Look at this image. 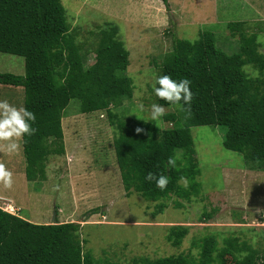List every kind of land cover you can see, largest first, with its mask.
Wrapping results in <instances>:
<instances>
[{
    "label": "trees",
    "instance_id": "16d2710c",
    "mask_svg": "<svg viewBox=\"0 0 264 264\" xmlns=\"http://www.w3.org/2000/svg\"><path fill=\"white\" fill-rule=\"evenodd\" d=\"M246 25V21L228 25L232 35L240 36L236 53L221 51L214 35L203 32L195 41L176 37L172 50L160 63L154 61L160 67L158 76L188 79L193 93L188 106L155 97L166 110L163 120L171 124L163 127L159 121L114 110L134 94L133 81L126 74L129 51L119 37L118 25L107 22L98 27L94 61L87 65V52L62 0H0V51L24 58V74L0 72V84L22 87L23 108L35 115L30 122L34 131L21 137L27 179H45L49 155L65 152L62 119L72 107L81 113L106 112L114 125L113 146L124 186L145 199L185 192L178 180L191 177L196 166L192 126L226 127L224 146L241 152L252 170L264 171V53L258 50L256 35H247ZM248 64L258 70L256 76L249 75ZM137 128L143 131L137 133ZM176 149H181L179 158ZM169 157L175 159L174 167L167 164ZM148 172L168 177L164 190L145 179ZM163 207L158 205L161 212ZM79 229L80 223L74 221L35 223L0 207V264H99L100 259L86 249ZM187 234L188 226L172 225L166 238L178 247ZM224 242L217 248L216 237L206 235L199 244V258L180 253L134 260L142 264H264V248H253L237 237Z\"/></svg>",
    "mask_w": 264,
    "mask_h": 264
},
{
    "label": "rangeland",
    "instance_id": "374dc122",
    "mask_svg": "<svg viewBox=\"0 0 264 264\" xmlns=\"http://www.w3.org/2000/svg\"><path fill=\"white\" fill-rule=\"evenodd\" d=\"M62 3L87 52V65L94 61L98 27L107 22L118 25L119 37L129 51L126 74L134 84L132 100L125 99L122 106L114 108L119 115L147 116L149 106L156 103L152 84L160 67L154 61L161 62L176 37L195 41L201 33L211 32L217 47L233 54L240 49V36L232 35L228 25L246 21L247 35H256L258 50L264 53V0ZM245 68L249 75L258 74L251 64ZM0 72L23 75L24 58L0 51ZM6 87L0 84V101L23 107V88ZM68 110L62 119L65 152L49 155L45 179H27L21 137L16 141V152H9L7 142L0 141V164L12 173L11 187L0 182L2 207L9 202L17 208L15 214L35 223H80L85 247L100 259L99 264H142L134 259L180 253L199 258V244L210 234L216 237L217 248L224 246L228 237H237L256 249L264 248V171L252 170L241 152L224 146L226 127H190L196 166L193 175L184 178L186 187L178 180L185 192L149 200L124 186L113 146L114 125L106 112L81 113L75 107ZM159 122L163 127L171 126L163 117ZM175 154L179 158L181 149ZM160 203L164 204L162 212ZM172 225L188 226V234L178 247L166 238Z\"/></svg>",
    "mask_w": 264,
    "mask_h": 264
},
{
    "label": "clouds",
    "instance_id": "9594fccd",
    "mask_svg": "<svg viewBox=\"0 0 264 264\" xmlns=\"http://www.w3.org/2000/svg\"><path fill=\"white\" fill-rule=\"evenodd\" d=\"M152 91L158 99L169 104H179L182 101L183 106H188L193 97V93L190 91V81L188 79L175 80L167 74L159 75L154 78ZM139 109L141 112L144 111V106L142 104L139 105ZM164 115V106L159 103H152L149 106L147 116L143 120L158 122ZM34 120L35 115L31 111L23 107L17 108L9 105L6 101H0V141L7 142L6 147L9 152H16L18 150L19 145L16 142L17 139L23 135H31L34 129L31 127L30 122ZM141 131H143L141 128L136 129L137 133ZM175 163L176 161L173 157L168 158L167 164L169 166L174 167ZM145 179L149 181L154 180L156 187L161 190H164L168 184V177L164 175L157 176L152 172H148ZM0 182H2L3 186L6 188L12 185V173L8 171L3 164H0ZM180 182L184 187L187 186V181L184 177L180 178ZM7 204L15 207L9 202L6 203V205ZM0 207L6 210L1 204ZM6 211L15 214V211Z\"/></svg>",
    "mask_w": 264,
    "mask_h": 264
},
{
    "label": "built area",
    "instance_id": "2783aa9c",
    "mask_svg": "<svg viewBox=\"0 0 264 264\" xmlns=\"http://www.w3.org/2000/svg\"><path fill=\"white\" fill-rule=\"evenodd\" d=\"M7 207H5L6 210H10L12 212H14L17 208L13 207V206H9V204L6 205ZM10 208V209H9Z\"/></svg>",
    "mask_w": 264,
    "mask_h": 264
}]
</instances>
